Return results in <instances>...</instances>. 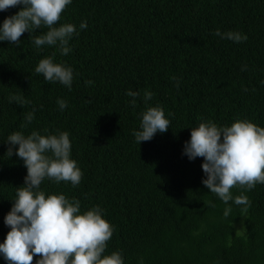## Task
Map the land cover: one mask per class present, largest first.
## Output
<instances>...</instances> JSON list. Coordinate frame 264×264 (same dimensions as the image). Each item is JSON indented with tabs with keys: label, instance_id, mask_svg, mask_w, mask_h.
I'll return each instance as SVG.
<instances>
[{
	"label": "trees",
	"instance_id": "1",
	"mask_svg": "<svg viewBox=\"0 0 264 264\" xmlns=\"http://www.w3.org/2000/svg\"><path fill=\"white\" fill-rule=\"evenodd\" d=\"M22 7L0 11V27ZM59 23L79 33L64 56L56 46L32 43L45 28L26 31L19 46L0 41V243L27 175L19 145L6 155L7 137L68 132L82 180L73 187L45 179L41 190L79 200L81 213L102 209L114 227L105 255L120 251L124 264H264V184L233 188L251 207L242 214L230 201L225 218L229 205L202 182L204 158L184 154L201 122L223 127L247 119L264 127V0H72ZM217 29L247 40L222 39ZM53 54L73 69L71 89L35 72ZM129 90L140 93L135 109ZM146 90L153 93L147 104ZM12 94L30 103H10ZM58 99L67 101L63 111ZM150 106L163 108L170 127L139 145L133 132ZM0 264H9L2 254Z\"/></svg>",
	"mask_w": 264,
	"mask_h": 264
},
{
	"label": "clouds",
	"instance_id": "2",
	"mask_svg": "<svg viewBox=\"0 0 264 264\" xmlns=\"http://www.w3.org/2000/svg\"><path fill=\"white\" fill-rule=\"evenodd\" d=\"M72 0H0V11L23 5L12 16L4 19L0 27V41H8L19 46L21 36L38 29L47 31L32 38L39 50L43 46H56L62 56L72 51L70 40L78 35L72 23L60 24L61 16ZM87 21L81 22L80 29L87 28ZM214 35L234 42L247 40V35L217 29ZM54 56L41 59L35 72L42 74L46 81L59 82L71 89L74 79L73 69L62 63L54 62ZM246 69V66H244ZM243 70V69H242ZM173 80L176 78L173 76ZM86 85L94 82L89 80ZM179 83L177 82V87ZM247 91V89H245ZM132 97L129 102L133 109L137 104L139 92L127 91ZM153 97L151 91L144 92L147 104ZM9 102L24 106L30 101L22 95L12 94ZM61 111L67 101L58 99ZM35 109L25 116L26 128L34 119ZM140 130L133 132L139 145L151 140L159 131L164 133L170 127L163 108L150 106L141 114ZM10 147L6 155H13L14 146L19 145L15 154L24 161L27 168L24 185L17 187L15 202L5 217L10 227L7 237L0 243V254L9 264H33L34 257L40 258L35 264H124L120 251L105 255L108 241L114 227L102 215L99 206L81 213V203L65 194H50L41 190L42 182L47 179L59 184L70 182L73 187L80 184L83 172L77 161L71 158V140L68 132L42 135L32 131L25 135L15 131L7 137ZM184 154L190 160L203 157L202 181L209 191L225 205L229 202L241 207L245 214L251 207L250 199L241 193L233 196V188L252 190L257 184H264V127L247 119H237L231 126H218L212 121L201 122L192 127L190 140L185 142ZM211 206V201H207ZM232 212L229 205L224 210L227 218Z\"/></svg>",
	"mask_w": 264,
	"mask_h": 264
}]
</instances>
